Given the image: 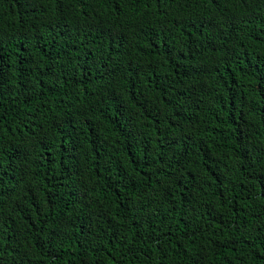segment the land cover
<instances>
[{
    "label": "trees",
    "instance_id": "16d2710c",
    "mask_svg": "<svg viewBox=\"0 0 264 264\" xmlns=\"http://www.w3.org/2000/svg\"><path fill=\"white\" fill-rule=\"evenodd\" d=\"M0 264H264V0H0Z\"/></svg>",
    "mask_w": 264,
    "mask_h": 264
}]
</instances>
